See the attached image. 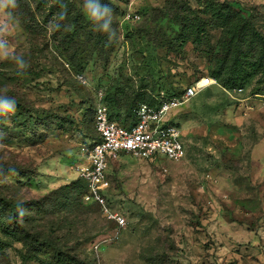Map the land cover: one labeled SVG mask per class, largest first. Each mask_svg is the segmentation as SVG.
Masks as SVG:
<instances>
[{
	"label": "rangeland",
	"instance_id": "1",
	"mask_svg": "<svg viewBox=\"0 0 264 264\" xmlns=\"http://www.w3.org/2000/svg\"><path fill=\"white\" fill-rule=\"evenodd\" d=\"M217 2L250 22L235 40ZM204 76L184 158L111 159L119 228L83 197L96 106L129 117ZM3 102L0 264H264V0H0Z\"/></svg>",
	"mask_w": 264,
	"mask_h": 264
},
{
	"label": "built area",
	"instance_id": "2",
	"mask_svg": "<svg viewBox=\"0 0 264 264\" xmlns=\"http://www.w3.org/2000/svg\"><path fill=\"white\" fill-rule=\"evenodd\" d=\"M213 81L204 76L179 95L139 101L132 118H115L106 104L97 105L94 116L97 136L87 149L90 162L80 170V177L87 184L84 199L99 205L103 215L119 228L125 227V217L111 206L107 197L105 178L111 159L122 154L144 160L161 156L170 160L184 158L187 144L177 113Z\"/></svg>",
	"mask_w": 264,
	"mask_h": 264
},
{
	"label": "trees",
	"instance_id": "3",
	"mask_svg": "<svg viewBox=\"0 0 264 264\" xmlns=\"http://www.w3.org/2000/svg\"><path fill=\"white\" fill-rule=\"evenodd\" d=\"M209 6H211L210 7L211 9H210V12L209 13L218 22L219 26L221 28H223V31H224L225 35L232 37L231 40H235L237 33H239L240 31L247 30L249 28L248 27V25H250L249 20L246 19L245 17H243L239 11H237L235 9H232L230 5H228L226 3L217 2V3L211 4ZM218 66L221 69L219 71H215L214 76L216 78H218V79H221L224 83H228L231 80L230 79L231 74L224 73V68L226 67V59L225 58L224 59L222 58L219 61V65ZM227 74L229 75V77H227L228 76ZM140 101H150V100L143 99V100H140ZM133 111H134V109H133ZM133 111L129 115V117H126V118H132L133 117ZM94 116H95V112H94ZM112 116L115 117V118H118V116H114L113 113H112ZM93 128H94L95 135L92 138V141L94 139H96V136H97L96 135V131H95V127H94V123H93ZM80 180H81L82 185H83V190H84L83 191V197H84V195H85V193L87 191V184H86V182L81 177H80ZM89 204L95 205L101 211L99 205H97L95 203H91V202H89ZM14 234H16V233H14ZM5 247H6V245L4 243H1L0 242V250H3Z\"/></svg>",
	"mask_w": 264,
	"mask_h": 264
},
{
	"label": "clouds",
	"instance_id": "4",
	"mask_svg": "<svg viewBox=\"0 0 264 264\" xmlns=\"http://www.w3.org/2000/svg\"><path fill=\"white\" fill-rule=\"evenodd\" d=\"M112 9L110 6H105L103 10H101V8L97 5V6H93V5H89V18H94L96 20H100L102 19L105 15L111 14ZM105 31L108 30V24H105ZM0 107H2L3 109L7 110L11 108V105L8 104L7 102H3L0 103Z\"/></svg>",
	"mask_w": 264,
	"mask_h": 264
}]
</instances>
